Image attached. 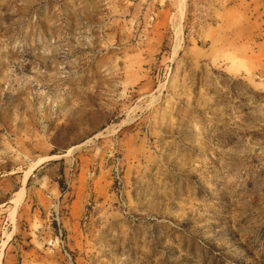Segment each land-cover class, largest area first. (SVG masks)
Instances as JSON below:
<instances>
[{"label":"rangeland","instance_id":"1","mask_svg":"<svg viewBox=\"0 0 264 264\" xmlns=\"http://www.w3.org/2000/svg\"><path fill=\"white\" fill-rule=\"evenodd\" d=\"M0 264H264V0H0Z\"/></svg>","mask_w":264,"mask_h":264}]
</instances>
